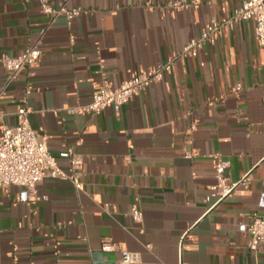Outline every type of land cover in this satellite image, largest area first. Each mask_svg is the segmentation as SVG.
Wrapping results in <instances>:
<instances>
[{
	"label": "crops",
	"instance_id": "crops-1",
	"mask_svg": "<svg viewBox=\"0 0 264 264\" xmlns=\"http://www.w3.org/2000/svg\"><path fill=\"white\" fill-rule=\"evenodd\" d=\"M174 1L191 6L173 9ZM241 1L51 0L82 9L68 24L35 1L0 0L4 123L15 125L29 107L62 168L70 167L61 151L82 156L84 181L78 191L45 178L36 195L1 187L0 264H118L121 248L141 254L134 264H264V243L248 245L251 213L264 211V64L253 20L176 58L119 110L72 111L92 101L94 84L118 88L159 66ZM34 45L40 61L9 80L1 57ZM220 159L230 161L233 181L247 179L224 198L211 188ZM104 239L116 248L103 250Z\"/></svg>",
	"mask_w": 264,
	"mask_h": 264
},
{
	"label": "built area",
	"instance_id": "built-area-1",
	"mask_svg": "<svg viewBox=\"0 0 264 264\" xmlns=\"http://www.w3.org/2000/svg\"><path fill=\"white\" fill-rule=\"evenodd\" d=\"M39 4L42 12L50 15L65 14L68 24L78 15L82 9H68L65 5L55 6L51 0H28ZM173 9H189L191 4L181 1H174L169 4ZM246 20H253L255 23V37L259 43L262 63L264 64V0H242L228 17L221 19L213 18L197 38L190 40L176 55L159 66L144 70L132 75L125 80L118 88L109 84H94L92 101L86 105H80L72 111L100 114L108 106L119 110L134 96L143 93L148 87L164 79L171 71L172 64L176 58L196 56L200 49L207 43L214 42L224 31L234 29L237 24ZM70 43L75 41V34L70 33ZM42 56V50L38 45L24 49L19 55H3L1 62L8 72L9 80L38 63ZM242 88V84L236 85V90ZM30 93V89L27 91ZM264 102V95L262 98ZM29 107H21L17 111L18 122L13 125L4 123V113L0 111V188L10 185L27 187L34 195L37 194L38 185L45 178H57L71 182L78 191L84 190L83 172L81 171L82 156L72 148L60 152V157L69 161V171L62 168L57 158L51 153L48 146L46 134L36 130L30 122ZM186 156H190L189 153ZM230 161L220 159L214 167L215 183L211 186L221 198L227 197L240 183H246L247 179L233 181L229 173ZM43 198H47L44 196ZM109 212V207H104ZM130 215L134 222L142 224L144 220L143 211L133 206ZM144 229H141L143 231ZM250 241L249 247L258 251L264 243V211L251 213L249 224ZM105 251L114 250L115 243L110 239H104L101 245ZM141 261L139 252L121 248V258L118 264H134Z\"/></svg>",
	"mask_w": 264,
	"mask_h": 264
}]
</instances>
